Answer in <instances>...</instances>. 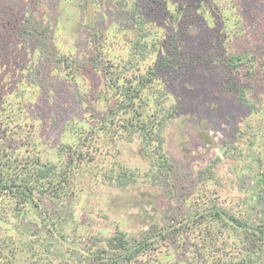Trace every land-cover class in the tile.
<instances>
[{"label": "rangeland", "instance_id": "374dc122", "mask_svg": "<svg viewBox=\"0 0 264 264\" xmlns=\"http://www.w3.org/2000/svg\"><path fill=\"white\" fill-rule=\"evenodd\" d=\"M145 1L0 0V143L10 151L18 149L20 158L28 154L21 162L33 160L37 153L41 162L60 170L69 154L64 152L66 158L56 161L64 130V135L72 134L63 145L73 143L70 156H76L69 162L65 188L59 187L60 197L49 187L48 193L34 191L35 200L17 210L15 199L3 209L2 217L15 229L0 264H93L95 250L105 248L107 258L124 252L107 245L120 231L130 245L145 238L149 246L128 261L121 257L119 264H207L197 235L180 237L168 230L170 225L179 226L205 204L231 209L251 224H264V194L255 189L254 179L264 171V86L258 79L246 84L259 112L237 95L220 91L221 67L216 73L187 69L175 82L160 81L170 95L166 103L181 107L163 131L162 151L174 168L162 179L154 177L159 154L150 160L139 134L130 139L118 126L117 120L126 114L118 108L123 101L122 76L140 78L162 56L157 51L145 65H131L130 49L143 33L137 9L148 7L146 18L154 13L149 7L155 1ZM156 3L164 14L156 23H161L163 35L176 31L188 49L202 45L205 28L211 25L223 38L222 56L244 48L240 40L226 41L227 34L235 32L250 41L260 38L264 0ZM261 3L263 13L257 21L253 15ZM46 25L47 34L33 37L35 27ZM64 55L71 58L70 67L59 61ZM97 55L111 73L76 69V64ZM72 63L77 73L69 75ZM153 84H146L141 96L148 98L150 86L156 88ZM136 103L145 105L140 98ZM115 110L118 128L86 132ZM245 168L248 173L241 171ZM124 174L128 184L121 186ZM230 241L236 251L242 249V257L244 243L238 237Z\"/></svg>", "mask_w": 264, "mask_h": 264}, {"label": "trees", "instance_id": "16d2710c", "mask_svg": "<svg viewBox=\"0 0 264 264\" xmlns=\"http://www.w3.org/2000/svg\"><path fill=\"white\" fill-rule=\"evenodd\" d=\"M122 1L128 0H116L119 3H122ZM153 1H155V6L152 5L149 9H152L154 13L149 17L146 18L143 15L148 10V7L137 9L136 21L142 25L143 33L133 41L134 43L129 53L130 61L132 60L131 65L135 68L139 67L141 63L145 65L144 62L149 61L150 57L157 51L162 53V56L152 62V65L146 67L147 71H141L140 78L133 74L122 76L123 87H121L124 88V91L121 94L123 101L118 108L125 111L126 114L117 121L119 122L118 126L120 125L129 132L128 138L132 139L134 135L139 134L142 149L150 160H154L155 155L159 154V160L157 161L156 159L153 163V166L158 165L159 168V172L154 177L162 179V175L167 176L169 170L174 168L171 159L162 151L163 131L169 121L176 118L181 111V107L175 104L169 106L166 103L170 95L167 92V88H163L165 84L162 85L161 82H175L178 75H181L187 69L198 68L215 72L222 68L221 74L223 78L221 79L220 91L225 94H235L241 103L256 109L257 106L253 103L252 98L248 96L250 90L246 83H252L254 79H258L257 81L264 86V17L261 20L263 27L260 30L259 40H255V36H253L250 41L249 37H243L235 32L227 34L226 41L230 43L240 40L243 42L244 48L239 52H233V54L230 52L222 56L220 47L224 41L221 35L212 30V25L208 29L205 28L206 32H204V37L201 39L202 45L198 49L185 47L176 31L164 36L161 23L156 24L160 20V16H164V14L161 13L162 10L156 3L157 0ZM147 2L146 0V5L149 4ZM261 6H263L262 3L258 7L256 5L255 14L253 15L256 20V17L263 13L260 12ZM254 19L250 20L251 23L256 21ZM48 28L49 26L47 25L41 28L35 27L34 35L32 34L33 37L37 35L41 38L48 33ZM93 34L95 35V33ZM70 59L64 55L61 56L59 61H62L63 65L70 67ZM100 59H102L100 55H97L86 61V63L82 62L83 65H81L82 63L76 64L78 66L76 69L79 68V71L84 73L96 69L101 73H111L108 70L109 66ZM71 61L75 63L74 60ZM73 63L69 75L76 72L74 69L75 64ZM76 77L77 75L75 74ZM119 77H116L117 81ZM153 82L156 88L150 86L148 98L141 96L145 85ZM137 98H140V101L144 99L145 105L139 106L136 103ZM151 104L150 108L149 105ZM119 110L113 111L111 113L112 117L110 114L103 116L99 124H96V126L93 124L86 132H89V130H110V127L117 125V121L113 117L118 115ZM256 112H259L258 108ZM10 123L8 122V125ZM64 133L65 131L63 130L61 137L58 138L60 142L58 149L62 152L58 151L56 161L66 158L64 152L69 154L67 163L65 161V167L60 170H58L56 164L41 162V157L37 153L34 154L33 160L28 158L21 162L28 157V154L20 158L18 149L15 152L10 151L4 143H0V232H4V237L0 236V258L7 257V251L4 249H7L12 242L11 235H13V230L15 229L13 222H10L8 218L2 217L4 214L3 209L7 207L9 201L15 199V202L18 203L17 210L22 203L35 200L34 191L38 190L40 193H48L49 187H51L54 189V195L57 197L62 195L61 192H58L59 187L65 188V183L68 181L69 162H73L76 159V156H70L73 151V143L69 142L66 143V146L63 145L71 139L69 136L72 133L67 135H64ZM20 147L22 148L23 146L20 145ZM68 147L70 150H68ZM74 152L76 154V151ZM236 154L238 155L239 153L236 152ZM241 154L239 155L242 156ZM241 171H247L248 173L246 168L241 169ZM256 175H254L256 180L255 189L260 190V193L264 194V171L258 172ZM124 177V179L120 177L123 182V184H120L121 186L128 184L126 174H124ZM201 199L203 200V198ZM205 206L201 211L198 208L193 210L186 218V221L179 226L170 225L168 230L173 233L176 232L178 236L183 238L192 236V234L197 235L198 245L201 243L200 256H203L204 261H208L207 264H264V224H251L245 216L223 206H207L206 204ZM7 233L8 237H6ZM126 236L123 231H120L107 240V245L113 247L114 250L123 249L124 252L122 254L107 258L104 255L106 253L105 248L95 250L91 256L93 264H119L121 257L122 261H128L135 256L141 255L149 246V242L145 238L140 241L134 239L133 244L130 245V240ZM235 237H238L245 245L243 251L246 253H243L242 257L239 256L242 249L236 251L235 246L230 244V239Z\"/></svg>", "mask_w": 264, "mask_h": 264}]
</instances>
